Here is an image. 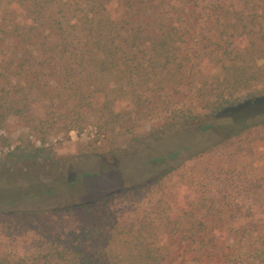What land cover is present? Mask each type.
Returning <instances> with one entry per match:
<instances>
[{
  "label": "trees",
  "instance_id": "trees-1",
  "mask_svg": "<svg viewBox=\"0 0 264 264\" xmlns=\"http://www.w3.org/2000/svg\"><path fill=\"white\" fill-rule=\"evenodd\" d=\"M250 1L254 7L248 12L245 7ZM260 2L264 5V0L11 1L0 18V123L17 118L41 133L28 102L48 93L56 108L53 115L62 118L67 132L94 127L97 144L102 138L105 141L102 132L135 134L130 141L121 139L113 148L99 149V155L114 158L116 164L85 178L130 170L147 172L148 185H159L179 170L182 154L198 145L184 143L163 154L146 141L163 143L162 136L170 134L183 141L189 136L207 138L219 146L264 127V113L253 112L264 105V89L252 86L250 80L258 77L245 72L254 65L256 73L264 70ZM246 53L255 54L253 65L239 61ZM259 61L263 65L257 67ZM204 66L211 69L205 73ZM150 83L182 84L184 90L199 93V109H182L171 119L166 117L162 126L140 135L132 118L147 113ZM125 104L132 110L123 108ZM41 140L40 145L28 141L30 150L16 147L8 156L18 164L49 163L46 140ZM37 193L49 197L56 188ZM106 200L102 197L91 206ZM7 206L0 203V210ZM72 208L65 205L54 211ZM214 208L212 204L203 212L189 203L171 215L161 232L171 243L163 247L161 257L159 245L122 247L120 240L114 246L97 241L95 231L85 230L69 233L53 256L65 264H264V238L254 236L257 225H246L243 231L248 237L242 239L239 228L223 230L225 224L239 219L236 212Z\"/></svg>",
  "mask_w": 264,
  "mask_h": 264
},
{
  "label": "rangeland",
  "instance_id": "rangeland-1",
  "mask_svg": "<svg viewBox=\"0 0 264 264\" xmlns=\"http://www.w3.org/2000/svg\"><path fill=\"white\" fill-rule=\"evenodd\" d=\"M11 1L14 0H0V18L6 11L5 4ZM253 2L245 7L248 12L254 7ZM258 4L264 7L262 2ZM253 58L255 54L246 53L239 61L253 65ZM262 65L263 61H259L257 67ZM253 67L256 71L255 65ZM201 68L205 73L211 69L210 66ZM252 68L250 71L246 68V75H256L258 79L250 80V84L264 89V70L261 68L256 73ZM149 87L147 113L133 114L132 118L142 136L162 126L166 117L171 119L182 109L197 108L202 99L199 93L184 90L182 84L153 86L150 83ZM30 100L28 103L36 115L35 124L39 123L41 133L30 130L27 121L17 118H7L0 123V203L8 204L0 210V264H65L54 258L56 247L63 244L69 233L84 230L95 231L97 241L114 246L120 240L122 247L136 243L159 245L158 256L161 257L163 247L171 243L161 234L167 220L189 203L203 212L212 204L218 212L233 210L239 219L225 224L223 230L239 228V235L246 239L248 234L243 228L254 223L257 225L254 236L260 234L264 238V127L219 146L209 143L207 138L189 136L183 141L181 136L170 134L162 136L163 143L146 141L147 145H157L163 154L178 150L184 143L198 145L197 149L182 154L179 170L159 185H148L151 176L147 172L130 170L88 179L86 174H100L116 164L114 158L99 155V149L104 145L107 149L113 148L121 139L130 141L135 134L126 135L116 130L112 136L102 132L100 138L105 137V141L102 138L97 144L98 132L94 127L80 133L62 128V118L58 120L53 115L56 108L52 107L48 93ZM126 107L133 108L123 105ZM49 111L52 114L49 115ZM253 112L261 115L264 105H257ZM42 138L52 159L49 163L18 164L8 156L16 147L25 146L30 150L28 141L40 145ZM126 162L130 166V162ZM70 183L75 186L70 187ZM54 187L56 194L52 196L43 198L37 193ZM102 197L106 202L91 206ZM223 198L226 200L222 201ZM65 205L74 208L54 211Z\"/></svg>",
  "mask_w": 264,
  "mask_h": 264
}]
</instances>
